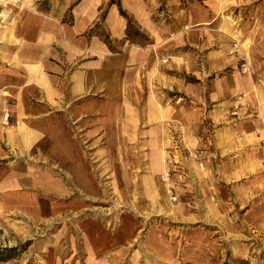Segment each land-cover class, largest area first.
<instances>
[{"label": "crops", "instance_id": "crops-1", "mask_svg": "<svg viewBox=\"0 0 264 264\" xmlns=\"http://www.w3.org/2000/svg\"><path fill=\"white\" fill-rule=\"evenodd\" d=\"M14 1L0 31V224L71 220L64 243L81 264L160 248L97 207L164 192L174 139L217 146L248 80L216 75L233 44L234 58L264 43V0Z\"/></svg>", "mask_w": 264, "mask_h": 264}, {"label": "rangeland", "instance_id": "rangeland-1", "mask_svg": "<svg viewBox=\"0 0 264 264\" xmlns=\"http://www.w3.org/2000/svg\"><path fill=\"white\" fill-rule=\"evenodd\" d=\"M17 4L0 2V31ZM257 47L242 43L240 57L228 56L216 75L229 74L234 84L239 77L248 80V88L230 99L227 113L233 121L216 132V147L206 145L200 135L188 146L174 139V167L167 173L164 192L108 193L100 200L96 212L113 231L124 217L138 239L161 236L160 248L158 242L151 243L150 252L118 257V264H264V43ZM242 58L249 65L246 74ZM72 229L67 219L24 230L0 224V262L81 264L79 258L70 259L64 243Z\"/></svg>", "mask_w": 264, "mask_h": 264}, {"label": "built area", "instance_id": "built-area-1", "mask_svg": "<svg viewBox=\"0 0 264 264\" xmlns=\"http://www.w3.org/2000/svg\"><path fill=\"white\" fill-rule=\"evenodd\" d=\"M232 48L233 49L229 52V55L230 56L237 54V52L235 51L237 49V45L236 44H233ZM241 60H242V63L240 64L241 70H242V72L244 74H246V73L249 72V65L246 63V61L244 60V58H242Z\"/></svg>", "mask_w": 264, "mask_h": 264}, {"label": "bare ground", "instance_id": "bare-ground-1", "mask_svg": "<svg viewBox=\"0 0 264 264\" xmlns=\"http://www.w3.org/2000/svg\"><path fill=\"white\" fill-rule=\"evenodd\" d=\"M10 0H1L0 2L3 4V5H5L6 4V2L8 3Z\"/></svg>", "mask_w": 264, "mask_h": 264}]
</instances>
